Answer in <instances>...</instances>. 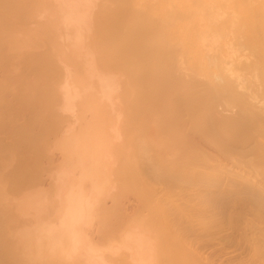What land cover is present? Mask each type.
Segmentation results:
<instances>
[{
  "label": "bare ground",
  "instance_id": "obj_1",
  "mask_svg": "<svg viewBox=\"0 0 264 264\" xmlns=\"http://www.w3.org/2000/svg\"><path fill=\"white\" fill-rule=\"evenodd\" d=\"M0 264H264V0H0Z\"/></svg>",
  "mask_w": 264,
  "mask_h": 264
},
{
  "label": "rangeland",
  "instance_id": "obj_2",
  "mask_svg": "<svg viewBox=\"0 0 264 264\" xmlns=\"http://www.w3.org/2000/svg\"><path fill=\"white\" fill-rule=\"evenodd\" d=\"M54 155L56 156V157H54V161H55V164H57V163L60 162V161H58V160H61V159L59 158V157H61V156H60L59 153H55ZM58 155H59V156H58ZM57 156H58V157H57ZM58 158H59V159H58ZM56 162H57V163H56ZM47 180H48V178H47ZM47 180H46V183H45L46 187L50 184V182H49L50 179H49L48 181H47ZM47 183H48V184H47ZM128 196H129V198H128ZM126 197H127L128 199H126ZM126 197H125V199H126L127 201H126L125 199L123 200V199L121 198L122 203L125 204V205L127 204L126 206L124 205L125 208L128 209V211H129V209H130V211H131L132 206H134V209L137 210V209H136V208H137V204H136L137 201H136V199L134 198L135 196H133V194H132V195H127ZM130 200H131V201H130ZM123 201H124L125 203H124ZM132 201H133V202L135 201V202L133 203ZM130 202H131V204H130ZM129 204H130V205H129ZM133 204H134V205H133ZM109 205H110V203H108V206H109ZM127 206H128V207H127ZM130 207H131V208H130ZM134 209L132 208V211H133ZM135 210H134V211H135ZM130 211H129V213L134 214V212L132 213V212H130Z\"/></svg>",
  "mask_w": 264,
  "mask_h": 264
}]
</instances>
